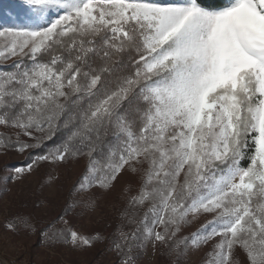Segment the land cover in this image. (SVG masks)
<instances>
[{
    "label": "snow or ice",
    "instance_id": "snow-or-ice-1",
    "mask_svg": "<svg viewBox=\"0 0 264 264\" xmlns=\"http://www.w3.org/2000/svg\"><path fill=\"white\" fill-rule=\"evenodd\" d=\"M21 7L22 26H0V155L28 162L5 183L45 164L83 170L42 227L22 205L6 231L78 251L108 240L116 264H141L149 245L171 264L204 249L202 264H264V0ZM125 172L138 188L116 229L84 234L78 220Z\"/></svg>",
    "mask_w": 264,
    "mask_h": 264
},
{
    "label": "rangeland",
    "instance_id": "rangeland-1",
    "mask_svg": "<svg viewBox=\"0 0 264 264\" xmlns=\"http://www.w3.org/2000/svg\"><path fill=\"white\" fill-rule=\"evenodd\" d=\"M12 6L3 5L0 11V26H22L25 23L24 11L21 7L23 0H9ZM7 7V8H6ZM13 61H9L8 65ZM27 153L20 155L9 152L0 155V264H116L118 256L109 250V242L96 243L91 249L78 251L69 246L49 247L42 242L37 231L32 235L22 233L14 235L6 231L5 222L16 212L25 210L33 214L38 227H42L49 214L58 213L67 201L69 190L83 170L81 164L61 165L53 168L52 165H42L36 172L26 176L22 181L7 182L9 169L26 164ZM47 173L59 176V180L48 187ZM138 185L136 179L125 172L116 182L115 188L101 195L94 213L84 214L77 222V227L84 234L100 233L110 237L119 223L120 210L125 206L129 196L135 195ZM38 201L50 202L49 207L37 209L34 205ZM203 222V218L185 228L181 236L195 232ZM191 252L183 264H202L204 252ZM242 264H247L245 255L239 253ZM141 264H171L170 258L164 251L149 245L142 254Z\"/></svg>",
    "mask_w": 264,
    "mask_h": 264
},
{
    "label": "trees",
    "instance_id": "trees-1",
    "mask_svg": "<svg viewBox=\"0 0 264 264\" xmlns=\"http://www.w3.org/2000/svg\"><path fill=\"white\" fill-rule=\"evenodd\" d=\"M13 3H14V2L9 1V0H0V11H2L3 8H4L3 5H1V4H4V5H6V6H7V5L12 6ZM7 7H8V6H7ZM7 7H6V8H7ZM10 65H11V64H10ZM10 65H9V66H10Z\"/></svg>",
    "mask_w": 264,
    "mask_h": 264
}]
</instances>
